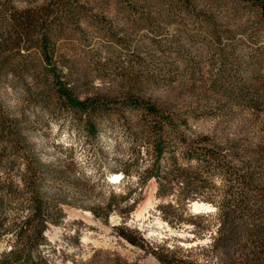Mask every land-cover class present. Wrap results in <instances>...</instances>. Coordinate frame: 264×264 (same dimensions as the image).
Instances as JSON below:
<instances>
[{"label": "trees", "instance_id": "1", "mask_svg": "<svg viewBox=\"0 0 264 264\" xmlns=\"http://www.w3.org/2000/svg\"><path fill=\"white\" fill-rule=\"evenodd\" d=\"M108 1L0 0V95L9 83L22 87L30 100H55L79 117L91 137L106 120L120 117L129 122L125 111L136 113L137 120L128 124L131 155L124 162L126 174L134 167L142 186L155 178L158 196L175 197L177 206L172 202L161 205L166 214L181 211V219L183 208L194 200L216 207L214 212L191 215L209 219L215 226L212 241L199 246L207 253L208 264H215L217 255L227 264H264V75L256 71L257 49L253 48L250 60H244L233 45L220 46L218 57L224 67L213 76L211 86L199 93L198 102L185 109L175 110L169 104L146 99L140 95V87L130 88L120 97L89 94L80 90L89 82L88 69L77 66V59L66 57L60 42L76 32L88 4L99 6ZM115 2L134 15L135 25L150 29L165 17L183 13L219 42L222 37L233 39L237 32L252 40L264 37V0ZM226 4L233 7V19L245 13L246 23L222 21L217 14ZM102 28L108 34L113 25ZM154 43L163 51L170 46L157 38ZM177 49L183 53L180 43ZM182 60L188 70L194 66L190 57ZM150 61L165 70L158 72L175 76L178 65L169 55L162 52ZM130 63L132 68L140 66L139 71H128L134 86L159 77L156 71H147L148 63L143 59L132 58ZM244 64L249 69L242 71ZM240 114L241 120L232 121ZM204 117L229 119L241 129L234 133L219 129L198 132L191 122ZM48 177L61 181L62 170L38 157L22 121L4 112L0 99V238L17 234V243L0 264H48L39 247L45 240L43 231L49 221L58 223L63 214L55 194L43 191ZM20 182L25 188H20ZM135 191L131 188L127 196ZM20 197L28 211L24 217L15 212ZM120 198L110 196L106 216ZM206 229L198 225V231ZM120 232L136 242L124 230ZM157 256L165 264L170 262L163 255Z\"/></svg>", "mask_w": 264, "mask_h": 264}, {"label": "rangeland", "instance_id": "2", "mask_svg": "<svg viewBox=\"0 0 264 264\" xmlns=\"http://www.w3.org/2000/svg\"><path fill=\"white\" fill-rule=\"evenodd\" d=\"M232 9V5L226 4L217 15L230 25L246 23V14L233 19ZM82 15L79 27L74 28L76 32L67 35L60 44L66 57L77 59V66L88 69L85 72L90 74L89 82L80 90L89 94L103 92L120 97L122 92L140 87V95L146 99L169 104L175 110L185 109L198 102L199 93L211 86L213 76L224 67L218 57V48L228 45H233L244 60H250L256 48V71L264 75L263 36L252 40L237 32L233 39L222 37L219 42L205 28L194 26L193 20L183 13L165 17L150 29L135 25L134 15L123 10L115 0L99 6L92 2ZM109 24L113 29L105 34L102 26ZM154 38L170 46L163 51L155 45ZM179 43L183 47L181 54L177 49ZM162 52L178 65L173 77L158 72L165 70L150 61L152 57H161ZM184 57H190L194 63L190 71L185 68ZM132 58L145 60L147 71H156L159 77L154 81L145 80L138 86L131 84L128 71L140 70L138 64L132 68ZM244 67L242 71L249 69L245 64ZM0 97L3 111L22 121L38 157L62 170L61 181L48 177L43 187L44 193L55 194L63 210L60 221H49L43 231L45 240L39 247L48 264H165L158 254L170 261L167 264H208L207 253L199 246L212 241L213 222L191 216L195 213L190 207L191 201L183 208L181 219V211L166 214L161 205L172 202L177 206L175 197L158 196L155 178L142 186L134 167L126 174L124 162L131 155L128 124L137 120L136 113L125 111L129 122L120 117L106 120L99 133L91 137L79 117L55 100H30L22 87L9 83L5 84ZM241 117L240 114L232 121L241 120ZM232 121L204 117L192 120L191 124L202 133L215 129L222 133L239 131L241 128L234 126L236 122ZM117 173L124 178L115 183L112 176ZM19 185L25 188L23 182ZM131 188L136 191L127 196ZM112 194L121 198L106 216L105 205ZM21 201L20 197L15 212L24 217L28 211ZM143 205H147V209L139 216L138 210ZM211 205L213 208L206 212L216 210ZM198 225L208 230L198 231ZM121 230L136 242L124 236ZM16 243L15 232L0 238V261L9 255ZM214 263L227 264L220 255L214 258Z\"/></svg>", "mask_w": 264, "mask_h": 264}, {"label": "bare ground", "instance_id": "3", "mask_svg": "<svg viewBox=\"0 0 264 264\" xmlns=\"http://www.w3.org/2000/svg\"><path fill=\"white\" fill-rule=\"evenodd\" d=\"M122 175V174H121ZM115 179L113 180V182L117 183L118 181H115V180H118V176H114ZM147 203H150V202H147ZM193 207H194V211H208V210H211L213 208V206L210 204V203H207V202H203V201H197L195 200V202L193 203ZM147 209V205H143L139 210H138V215L141 216L143 214V211ZM162 223V222H159V224ZM168 226V225H166ZM170 230V228H169Z\"/></svg>", "mask_w": 264, "mask_h": 264}, {"label": "water", "instance_id": "4", "mask_svg": "<svg viewBox=\"0 0 264 264\" xmlns=\"http://www.w3.org/2000/svg\"><path fill=\"white\" fill-rule=\"evenodd\" d=\"M197 201H199V200H197ZM194 202H195V200L190 202V207H191V209H192L193 212H195V213L206 212V211H204V210H202V211H194V210H195L194 207H193V203H194ZM203 202H204V201H203ZM208 211H209V210H208Z\"/></svg>", "mask_w": 264, "mask_h": 264}]
</instances>
